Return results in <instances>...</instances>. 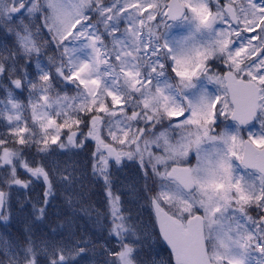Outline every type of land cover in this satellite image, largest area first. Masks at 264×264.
<instances>
[{"label": "snow or ice", "instance_id": "6c2138e0", "mask_svg": "<svg viewBox=\"0 0 264 264\" xmlns=\"http://www.w3.org/2000/svg\"><path fill=\"white\" fill-rule=\"evenodd\" d=\"M0 28L15 37L0 44V221L13 192L43 189L23 241L0 238V264H72L93 250L34 231L61 193L79 204L86 180L107 209L102 264H264V0H0ZM125 158L143 180L131 197L113 172ZM130 203L154 210L147 224ZM152 237L166 258H145Z\"/></svg>", "mask_w": 264, "mask_h": 264}, {"label": "rangeland", "instance_id": "374dc122", "mask_svg": "<svg viewBox=\"0 0 264 264\" xmlns=\"http://www.w3.org/2000/svg\"><path fill=\"white\" fill-rule=\"evenodd\" d=\"M25 23H27V21H25ZM169 23L171 24L172 22ZM160 31H166L163 25H161ZM167 31H170V33L176 37H180L187 34L182 27L181 28L173 27L172 29ZM14 41H15V37L13 34L8 33L4 28H0V44H8L9 46H12ZM43 64L46 63L42 62V65ZM32 71H29L30 73L29 78L36 77L37 72L35 71L34 64ZM16 78H20V77L18 75L12 76V79H16ZM4 83H8V81H4ZM10 87H12L19 101L24 103L27 102V98H28L27 90L21 92L20 89H15L14 86L10 85ZM208 87L210 90H212L217 86L214 84H209ZM69 94L71 95L74 93H69ZM6 98H7V93L4 91L3 88H0V101H4V103H6ZM4 103H0V110L4 109ZM25 115L30 116V113H25ZM221 119L223 120V118ZM229 122L235 123L234 121H231L228 117V120L225 121V124ZM4 123H6V120L0 118V132L7 131V129L2 126ZM224 126H225L224 124H221L220 128H218L216 131L217 132L221 131L224 128ZM94 146L95 145L93 143L92 147L94 148ZM203 148L211 152L213 150V145L211 142H206L203 145ZM86 152L87 150L85 152L80 153L78 157H74L73 159H78L81 162H83L86 159ZM124 163L127 164V167H124L119 171L113 169L114 177L117 180V187L120 188L123 192L127 193L129 197H131V192L129 191L130 187L134 184L137 187L142 186L143 180L140 178V174L136 166L131 161H127V159L125 158ZM191 163L193 165L196 163L194 156L191 158ZM241 172H243V169H241ZM89 174H90V169H89ZM84 183H85L86 195L84 196L82 201H84V199L87 197L88 191L91 189H95L100 193V188L98 185H94L93 183L87 180ZM149 183H152V181H149ZM42 194H43V189L39 187H37L35 191L32 192H28L27 190H21L19 192L12 193V198L13 201L15 202V206L12 210L9 220L7 222L0 221V238L7 239L9 242L13 244L17 243L18 241L22 242L21 239L20 240L18 239L13 229L16 230L19 229L24 232L25 222L30 216L31 204L36 202V198L38 196L42 197ZM26 197H30L31 202H29V200H26ZM102 200L103 197L101 196L100 201ZM21 201L24 202L23 208H21L20 206ZM82 201L79 204L73 205L72 208H69L64 201L63 193H61V195L50 205L48 209L47 219L42 222H38V224L34 228V231L37 233L38 236H42V238L46 240H56V241H60V240L71 241L72 239L90 240L91 243H89L87 247L89 249H93V245H96V247L93 250H90L84 258L76 257L72 261V264H93V261H95L96 264H99L98 259L101 251L99 245L104 244L106 242L101 241L100 239L98 240L97 237V235L100 234L98 230L102 228L96 222L97 213L93 215L92 214L88 215L86 222L90 224L89 227L82 228L80 231H77V229H75V226L73 225L72 217H74L76 220L77 213L82 211L83 209ZM129 206L132 207L134 211L139 210L141 214L140 218L144 221L145 224L148 223L150 216L153 213L151 207L137 209V206L131 203L129 204ZM255 214H256L255 212L252 211L249 212V215L251 216H256ZM102 223L105 222L102 221ZM241 223H243V221H241ZM61 224H63V226H61ZM53 229H55L54 232ZM80 246L83 247L84 245L81 244ZM164 247L165 246L162 244L160 239L157 240L155 237L146 240L144 243V250L147 252V257L145 258L151 259V256L154 253L155 255L159 254L157 258L160 257L166 258L168 255V251H166ZM145 251L143 253L144 256H145ZM148 253H151V255H148ZM40 259L43 262L46 261L47 257L43 253H41Z\"/></svg>", "mask_w": 264, "mask_h": 264}, {"label": "trees", "instance_id": "16d2710c", "mask_svg": "<svg viewBox=\"0 0 264 264\" xmlns=\"http://www.w3.org/2000/svg\"><path fill=\"white\" fill-rule=\"evenodd\" d=\"M52 54H53V51L50 49L47 53L40 56L39 59L41 63L45 62L47 64L48 57L51 56ZM29 64H30V67L28 68V70L32 71L33 64L35 65V57L33 58L32 61L29 62ZM21 65H23V61H21ZM35 71L37 72L36 67H35ZM100 197H101L100 193L96 191L95 189H91L88 191L87 197L84 199V201H82V207H83L82 211L77 213L76 220L74 217H72L73 225L75 226V229H77V231H80L82 228H87L90 226V224L86 222V219L89 214L93 215V214H96L97 212L103 214L104 212H106L107 210L106 205L103 200L100 201ZM102 220L105 223H107L106 220L103 219V217H102ZM13 230L15 231V234L18 237V239L19 240L21 239V241H23L24 232L19 229L18 230L13 229ZM104 233H106L105 230H104ZM0 259H4L2 253H0Z\"/></svg>", "mask_w": 264, "mask_h": 264}, {"label": "flooded vegetation", "instance_id": "af4514ba", "mask_svg": "<svg viewBox=\"0 0 264 264\" xmlns=\"http://www.w3.org/2000/svg\"><path fill=\"white\" fill-rule=\"evenodd\" d=\"M219 72V71H218ZM242 127H246V126H242ZM242 136H243V138L246 140L247 139V133L246 132H242ZM109 227H110V225H109ZM106 233H107V230L105 231ZM108 235V234H107ZM107 235L106 234H98L97 235V237H98V240L100 239V240H103L104 241V239H106L105 237H107ZM145 251V250H144ZM155 255V253L152 255V256H154ZM145 257H147V252L145 251ZM102 256L100 255L99 256V259H98V263L99 264H102L101 262H102Z\"/></svg>", "mask_w": 264, "mask_h": 264}, {"label": "water", "instance_id": "95a60500", "mask_svg": "<svg viewBox=\"0 0 264 264\" xmlns=\"http://www.w3.org/2000/svg\"><path fill=\"white\" fill-rule=\"evenodd\" d=\"M230 119H231V117H230ZM154 211V210H153ZM163 241V240H162ZM164 244H165V246L167 247V245H166V243L165 242H163ZM168 248V247H167ZM169 250V249H168Z\"/></svg>", "mask_w": 264, "mask_h": 264}]
</instances>
